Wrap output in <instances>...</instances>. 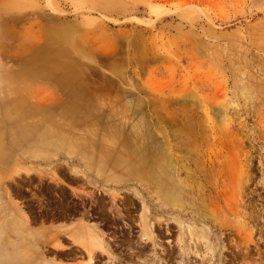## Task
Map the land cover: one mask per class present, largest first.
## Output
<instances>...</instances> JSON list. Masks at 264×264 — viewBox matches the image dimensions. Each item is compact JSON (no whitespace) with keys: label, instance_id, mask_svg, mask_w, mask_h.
<instances>
[{"label":"rangeland","instance_id":"1","mask_svg":"<svg viewBox=\"0 0 264 264\" xmlns=\"http://www.w3.org/2000/svg\"><path fill=\"white\" fill-rule=\"evenodd\" d=\"M1 26L17 35L0 32V216L39 232L29 239L46 260L88 264L72 236L89 225L110 253L94 264H264V0H0ZM73 77L98 89L99 112L123 136L180 146V218L198 234L207 226L210 243L183 235L153 188L86 184L67 154L78 142L19 144L42 139L43 116H24L55 104L58 80ZM214 146L246 169L233 211L210 177Z\"/></svg>","mask_w":264,"mask_h":264},{"label":"bare ground","instance_id":"2","mask_svg":"<svg viewBox=\"0 0 264 264\" xmlns=\"http://www.w3.org/2000/svg\"><path fill=\"white\" fill-rule=\"evenodd\" d=\"M213 2L214 1H212V3ZM220 3L221 1H219V5ZM58 85L59 96L61 98L58 99L55 104L51 102V104H53L51 106L49 104L42 103L40 105L36 103L38 106H35L38 109L40 108V110L34 112L31 109L32 106L30 112L24 116L23 121H28L29 123L30 120L35 119V116H43L45 129L42 132V139L35 137V135L31 137L32 135L27 134V137L21 140L19 144H38V146H43L54 143L68 142L71 144V142H78V146H82L84 150L76 152V150L68 149L67 154H69L68 156L70 157L74 155L73 153H77L76 157L78 163L85 165L86 172H75L81 174L82 177L86 179V184L98 185V183L95 182L97 177L103 181L105 180L104 182H107V184L112 185L109 191L114 190L113 187L116 185H124L137 191V188H132L133 186H131V183H136L139 188L142 187L143 190L145 189L147 191L153 188L154 193L157 195L159 207L165 211L167 210L168 214L172 216V219L178 223L179 230L183 235H188L191 239L194 237L195 239L197 237V240L199 238L207 239L210 233L204 229H209L207 226L198 234L196 231V222L191 224L190 222L182 221L180 218L183 212L182 210L184 209L182 200L183 192L177 179V172L180 168L177 165L179 162L178 154L180 153V146L178 144H138V133L132 132L133 134L123 136L121 133L124 129L122 127V129H120L117 126L114 122V118H105L103 114L99 112L96 104L101 95L97 93L99 92L98 89L90 91L92 90L90 89L91 86H93L92 84H86L83 79L73 77V79L68 80L67 83L63 80H58ZM9 100L10 99H8L7 107L10 109L12 101ZM43 114L50 115L45 117ZM19 123L16 124L17 129L22 128L21 119ZM122 124L123 122L120 123V125ZM50 129L56 132L61 131L57 132L61 134H54L52 137H48L47 133L50 132ZM203 129L201 130L203 131ZM122 136L123 139H121ZM106 138H112L118 142H116L117 144H109L104 141ZM232 145L229 146L231 147ZM186 146L192 149L195 144H186ZM87 148L91 149L88 150ZM233 149L231 150L233 151ZM210 151L211 155L208 159L210 177L212 180L217 181V189H219L221 193V198L225 200L228 210L233 211L234 208L231 202L237 188L236 181H238V178L245 179V166H236L233 158L230 156L231 151L229 152V150H227L229 153L226 152V155L221 153V157L218 155L215 146L210 149ZM70 153L72 155H70ZM236 153L234 149L232 156L234 154L236 155ZM118 171L124 174L120 175L117 173ZM247 177L250 178V175L248 174ZM107 187L108 186H106V188ZM192 187L194 188L196 185H192ZM189 202L190 206H192L188 208V210L196 212L195 208L193 209L195 204L193 205L192 201ZM212 205L217 206V202L213 200ZM235 212H238V210ZM19 216L20 214L16 216L12 213L9 215L7 214V218L3 217L5 222L3 224L1 223V221H3L1 218L0 264H60L53 260H46L45 257L41 255V251L35 246V240L32 241L29 239H32L33 233L38 235H40V233L32 231ZM25 220L27 219L25 218ZM2 227L3 229H7L6 232L9 231L15 239L9 240L8 236L2 233ZM73 232L74 234L72 237L74 243L80 248V250H78H82L89 257L88 264H94L96 252L110 255L107 245L104 242L103 234L97 231L95 227L80 225L76 227V229H73ZM147 234L148 232L145 231L144 235ZM207 242L210 243L209 238Z\"/></svg>","mask_w":264,"mask_h":264},{"label":"crops","instance_id":"3","mask_svg":"<svg viewBox=\"0 0 264 264\" xmlns=\"http://www.w3.org/2000/svg\"><path fill=\"white\" fill-rule=\"evenodd\" d=\"M15 19H13L12 21H14ZM15 22V21H14ZM0 32H3L7 37H9V39H10V37H12L11 39L13 40L14 39V37H15V35H17V34H10V32H8V28L6 27V26H1L0 27ZM2 178H0V180H1ZM1 218H2V220L4 219L2 216H0V221H1ZM1 223L3 224V223H5L4 222V220L3 221H1ZM5 229V228H4ZM4 229H3V227L1 228V231H2V233H5V235L7 234V232L6 231H4ZM8 236V235H7ZM1 237V236H0Z\"/></svg>","mask_w":264,"mask_h":264}]
</instances>
